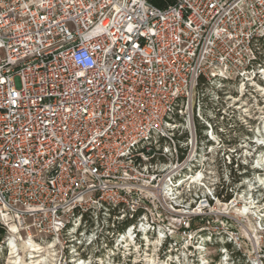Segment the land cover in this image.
Segmentation results:
<instances>
[{"label": "built area", "instance_id": "1", "mask_svg": "<svg viewBox=\"0 0 264 264\" xmlns=\"http://www.w3.org/2000/svg\"><path fill=\"white\" fill-rule=\"evenodd\" d=\"M173 1L0 0L8 256L30 240L57 264H138L158 241L163 264H236L264 185L215 90L264 73V0Z\"/></svg>", "mask_w": 264, "mask_h": 264}, {"label": "rangeland", "instance_id": "2", "mask_svg": "<svg viewBox=\"0 0 264 264\" xmlns=\"http://www.w3.org/2000/svg\"><path fill=\"white\" fill-rule=\"evenodd\" d=\"M1 56L2 54L0 53ZM254 75L253 81L248 82L244 87H240L238 82H233V84H228L223 89L215 90L218 96L221 94L220 106L217 105L215 109L218 107L219 111L225 113L221 122L226 127L225 135L236 142L235 150H237V156L235 159L239 163L247 165L249 174H251L255 182L264 185V150L255 152L256 144L264 142V73L261 72V75H257L255 71ZM214 96V94L208 93L204 101L208 99L210 102L207 101V103L211 104L215 98ZM210 107L214 108V105L209 106L208 109ZM230 126H232V129L229 128ZM220 153H224V151ZM257 168H260L261 171H258ZM213 170L219 174L225 171L220 162L215 164ZM258 198L264 201V191ZM257 211L264 214V210H262L260 205H257L252 210L250 220L242 224V227H239L245 240V246L236 255V264H260V262L264 264V236L260 237V225L256 220L258 217ZM262 216L263 223L261 225H264V215ZM158 244V241L151 243L148 251H143L145 254H141L139 258L131 257L129 262L151 264L149 261L152 260L154 264H163L164 253L158 249ZM16 248L19 264H32L34 260L28 259L29 251L25 244H19ZM209 256L212 262L216 264L218 250H210ZM7 258L6 249H0V264H7ZM45 261L46 264H57V257L50 250L49 254L45 256ZM33 264L35 263L33 262Z\"/></svg>", "mask_w": 264, "mask_h": 264}, {"label": "bare ground", "instance_id": "3", "mask_svg": "<svg viewBox=\"0 0 264 264\" xmlns=\"http://www.w3.org/2000/svg\"><path fill=\"white\" fill-rule=\"evenodd\" d=\"M25 246L28 248L29 251V260L32 259V261L35 264H46L45 256L49 254V251L51 250L52 246L48 245L46 247H41L38 244H34L30 240H24L23 242ZM17 244L14 243V241H9L8 243V249H9V256L7 258V264H19V257L17 255ZM27 251V252H28ZM52 256V255H50ZM31 263V262H30ZM149 263H153L152 260L149 261ZM154 264V263H153Z\"/></svg>", "mask_w": 264, "mask_h": 264}, {"label": "trees", "instance_id": "4", "mask_svg": "<svg viewBox=\"0 0 264 264\" xmlns=\"http://www.w3.org/2000/svg\"><path fill=\"white\" fill-rule=\"evenodd\" d=\"M146 2L156 8H166L167 6H170L174 3L173 0H146ZM263 150H259L261 152ZM4 235V230L0 228V241L2 240Z\"/></svg>", "mask_w": 264, "mask_h": 264}]
</instances>
